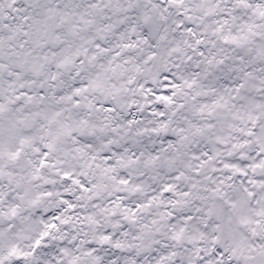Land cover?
<instances>
[{"label":"snow or ice","instance_id":"1","mask_svg":"<svg viewBox=\"0 0 264 264\" xmlns=\"http://www.w3.org/2000/svg\"><path fill=\"white\" fill-rule=\"evenodd\" d=\"M0 264H264V0H0Z\"/></svg>","mask_w":264,"mask_h":264}]
</instances>
